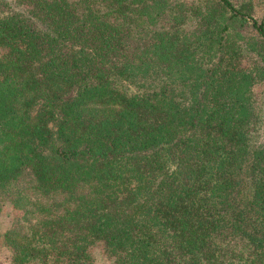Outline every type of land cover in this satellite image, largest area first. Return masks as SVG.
Wrapping results in <instances>:
<instances>
[{"label":"trees","instance_id":"16d2710c","mask_svg":"<svg viewBox=\"0 0 264 264\" xmlns=\"http://www.w3.org/2000/svg\"><path fill=\"white\" fill-rule=\"evenodd\" d=\"M259 1L0 0L9 264H264Z\"/></svg>","mask_w":264,"mask_h":264},{"label":"rangeland","instance_id":"374dc122","mask_svg":"<svg viewBox=\"0 0 264 264\" xmlns=\"http://www.w3.org/2000/svg\"><path fill=\"white\" fill-rule=\"evenodd\" d=\"M192 1V0H189ZM264 15V0L257 2L254 6V16L259 18ZM257 102L263 105L264 114V81L259 80L256 84ZM263 132V131H262ZM264 133V132H263ZM14 212L11 205L7 202L3 203L0 213V232L4 231L12 222ZM93 263L92 264H112V261L107 258L101 249L100 245L92 248ZM0 264H9V253L5 248L0 247Z\"/></svg>","mask_w":264,"mask_h":264}]
</instances>
